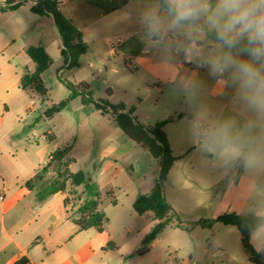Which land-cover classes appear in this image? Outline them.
Wrapping results in <instances>:
<instances>
[{"label": "crops", "instance_id": "0c3cea01", "mask_svg": "<svg viewBox=\"0 0 264 264\" xmlns=\"http://www.w3.org/2000/svg\"><path fill=\"white\" fill-rule=\"evenodd\" d=\"M0 1L4 5L6 0ZM35 2L27 0L15 11L0 12L8 16L2 25L12 32L1 50L0 131L3 126L8 127L10 121L5 123L4 118L11 108L20 105L21 98L30 92L20 88L24 74L34 69L27 48L42 45L49 55L50 49L56 48L61 56L62 41L54 20L32 13ZM62 11L73 24L76 19L77 27L90 44L86 34L89 26L80 17L86 13L92 18L96 11L74 0H63ZM47 30L52 34H46ZM122 35L124 40H117L121 45H115L111 51V72L118 75L125 71L127 79L140 72L149 90L147 97H152L154 87H158L166 102L164 109H174L175 117L168 119V123L188 120L191 128L190 134L180 133L178 146L165 128L177 157L164 185L168 203L184 220L191 222L215 219L230 212L264 217V126L244 128L245 118L233 102L232 90L217 84L205 69H194L196 64L185 60L170 67L155 60L162 42L149 40L145 30ZM89 51L81 57L80 68L93 65ZM91 54L95 52L91 50ZM128 82L120 84L125 95L129 93ZM162 84L167 88H162ZM108 90L111 94L106 93V100L111 103L115 90L112 87ZM159 101L146 118L140 116L142 98L135 104L128 100L119 103L127 110L133 108L138 121L150 126L163 121L159 120L157 111ZM102 115L111 116L115 122L112 114ZM55 129L56 125L53 131L48 130L44 148H31V156L27 155L24 144L7 139L14 127L8 128L4 136L0 134V264H14L23 257L31 264H184V258L189 260L188 264H253L239 230L223 224L211 229L195 227L189 232L175 227L178 231L171 243L163 239L164 231L151 243L148 253L136 255L155 220L152 214L139 215L134 203L140 195L151 191L158 162L120 128L121 133L111 132L112 139L100 152V164L96 166L94 160L89 163L88 179L101 191L99 209L107 222L101 231L79 230L74 221L78 217L77 209L86 199L84 186L69 187L66 192L56 194L49 190L54 179L45 178L27 186L52 160L56 150L68 148L63 163L70 171L78 167V159L68 158L77 136L74 147L63 146ZM128 162H132L129 169ZM79 171L82 169L77 168L73 173ZM51 172L57 176V169ZM38 182L43 183L40 189L36 186ZM112 198L115 204L111 203ZM198 229L203 233L195 234ZM249 243L264 258V227L250 234ZM168 246L173 247L170 255Z\"/></svg>", "mask_w": 264, "mask_h": 264}, {"label": "rangeland", "instance_id": "374dc122", "mask_svg": "<svg viewBox=\"0 0 264 264\" xmlns=\"http://www.w3.org/2000/svg\"><path fill=\"white\" fill-rule=\"evenodd\" d=\"M156 3L157 1L155 0H134V2L123 8L117 14H110L92 23H89L91 19L90 14L87 15L84 13L82 15L83 19L82 17L80 19L89 23L86 34L90 43L89 55L91 56L93 65L71 71L63 70V59L57 49H50V56L53 63L43 75L47 94L43 96L36 91H30L29 94L21 98L20 105L13 106L11 113L4 118L5 123L10 122L8 123V127L6 125L2 127L0 131L1 136H4L8 128L14 127V130L6 136L8 137L7 139H15L17 140L16 142L24 144L23 148L28 150L27 155L31 156L33 155L31 148L35 149L34 147L37 146L44 148L46 146V140H44L46 134L48 130L53 131L56 125L55 130L61 143L64 144L63 146L74 147L76 140L74 138L75 136L78 138L73 151L68 156L69 159L72 157L78 159V167L72 168L71 171L76 172L77 168H81L88 175L91 160H94L96 166L100 164V152L106 146L107 141L112 139L110 137L111 132L118 131L121 133V130L111 116L102 115L93 105L84 106L80 99H76L70 103L61 112L55 113L52 118L49 117L47 112L52 106L57 105L69 96V90L66 85L75 86L81 81H86L91 84L96 100H106V90L112 87L115 90V96L111 103L114 104L124 100H128L130 104H135L139 98H142L143 105L140 109L141 118H146L151 107L157 104V100L160 99L157 108L159 120L174 118V109H164L166 102L158 87H154L156 90L153 92L152 97H147L149 90L144 85L140 72H137L133 76H128L127 79L125 76L127 72L123 71L115 75L111 72V65L109 64V61L113 58L111 56V51L114 50L112 45L120 46L121 44H118L117 40L121 39L123 41L125 37L122 34L126 32L145 30L142 19L143 13L146 9L155 7ZM3 6L0 1V8ZM0 12L3 13L1 10ZM7 17L5 14H0V69L2 63L1 50H3V47L11 38L12 33L10 28H7V25H2ZM74 25L78 26L76 19ZM46 34L50 35L52 32L47 30ZM181 39L182 37L174 36L170 33L167 39L162 42V46L158 50L155 60H160L164 66L169 67L176 65L179 60H184L183 55H176L174 51L175 43ZM92 40L95 41L94 45H91ZM91 50L95 52V55L91 54ZM127 80H129V89H127L129 93L125 95L124 89L120 84L125 83ZM162 88L166 89L167 87L162 84ZM21 99L19 98V100ZM16 107H19V109L15 110ZM17 123H20V125L15 127ZM165 128L171 134L176 146L181 142L180 133L184 131L190 134L191 130L188 120H173ZM130 164L132 162L126 163L128 169L131 166ZM158 168L159 165L153 171L155 175L157 174ZM56 177V173L51 172L47 175L46 179L52 181ZM42 185L43 183L41 182L36 183L37 189H40ZM177 231L175 227H170L162 237L167 243H171ZM196 233H203V230L198 229ZM161 248L162 246L157 248V250L159 251ZM172 248V246H168L167 248L169 255V251ZM182 262L188 264L189 260L184 258Z\"/></svg>", "mask_w": 264, "mask_h": 264}, {"label": "trees", "instance_id": "16d2710c", "mask_svg": "<svg viewBox=\"0 0 264 264\" xmlns=\"http://www.w3.org/2000/svg\"><path fill=\"white\" fill-rule=\"evenodd\" d=\"M96 12L89 20V23L97 21L102 17L122 10L130 4L132 0H74ZM27 0H6L1 7L2 12L15 11ZM63 0H36L31 7V12L38 16H50L61 37V57L63 59V70H74L81 67V57L88 53L90 47L86 42L83 32L63 13ZM89 23H86L87 26ZM26 53L34 63V69L27 71L20 81V88L23 90L36 91L45 96L47 89L43 80L44 73L52 66L53 60L42 45L30 46ZM61 80L60 77H58ZM69 90V96L52 106L47 112L49 117L55 113L64 110L71 101L79 98L84 105L93 104L102 114H112L117 126L125 133L127 137L134 140L143 149L149 151L157 160L159 170L154 179L151 191L140 195L135 203L134 209L139 215L152 214L155 220L150 233L144 238L142 247L136 255L143 256L148 253L151 243L156 240L164 231L174 226L186 231H191L195 227L211 229L216 224L235 226L241 236L245 248L250 254V261L253 264H264V259L256 253L249 243L250 234L261 227H264V217L256 215H239L236 213H225L215 219L201 220L197 222L186 221L177 213L168 203L164 194V185L168 175L177 161L165 126L170 120L159 121L153 125L146 126L138 121L134 114V109H126L123 103L111 104L108 100H96L93 90L87 82H81L78 85H66ZM108 95L111 91L106 92ZM69 149L63 148L53 153L52 160L44 166L37 175L27 183L29 186L35 181L44 180L51 169H57V177L50 183L49 190L51 194L66 192L69 187L84 186L86 199L77 209L78 217L75 224L79 230H88L95 228L103 230L107 218L99 209L101 191L96 183L89 181L88 175L83 171L73 173L63 163ZM68 201H66V204ZM112 204L116 201L112 198ZM14 264H31L27 257H23Z\"/></svg>", "mask_w": 264, "mask_h": 264}, {"label": "clouds", "instance_id": "9594fccd", "mask_svg": "<svg viewBox=\"0 0 264 264\" xmlns=\"http://www.w3.org/2000/svg\"><path fill=\"white\" fill-rule=\"evenodd\" d=\"M142 19L149 40L182 37L175 54L232 90L244 128L264 126V0H157Z\"/></svg>", "mask_w": 264, "mask_h": 264}, {"label": "built area", "instance_id": "2783aa9c", "mask_svg": "<svg viewBox=\"0 0 264 264\" xmlns=\"http://www.w3.org/2000/svg\"><path fill=\"white\" fill-rule=\"evenodd\" d=\"M112 46L114 47L115 45H112ZM193 68H194V69H198L196 65H195V66H193Z\"/></svg>", "mask_w": 264, "mask_h": 264}]
</instances>
